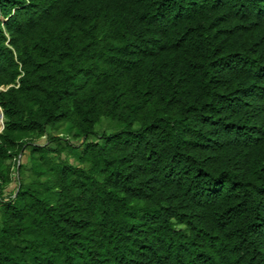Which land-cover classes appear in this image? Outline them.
<instances>
[{
  "label": "trees",
  "instance_id": "1",
  "mask_svg": "<svg viewBox=\"0 0 264 264\" xmlns=\"http://www.w3.org/2000/svg\"><path fill=\"white\" fill-rule=\"evenodd\" d=\"M0 264H264V0H0Z\"/></svg>",
  "mask_w": 264,
  "mask_h": 264
},
{
  "label": "rangeland",
  "instance_id": "2",
  "mask_svg": "<svg viewBox=\"0 0 264 264\" xmlns=\"http://www.w3.org/2000/svg\"><path fill=\"white\" fill-rule=\"evenodd\" d=\"M104 122H105V120H102V123H101V124H103ZM101 124L98 125V126L96 127V129H99V128L102 126ZM110 131H111V130L108 129V132H110ZM94 139H95V138H94ZM43 140H45V138H43ZM50 146H51L52 148H55L54 145L51 144V143H50ZM24 160L27 161V158H25ZM28 174H30V172L27 170V171H26V175H28Z\"/></svg>",
  "mask_w": 264,
  "mask_h": 264
}]
</instances>
